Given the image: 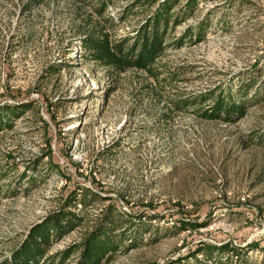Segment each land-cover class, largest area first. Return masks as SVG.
<instances>
[{"label":"rangeland","instance_id":"1","mask_svg":"<svg viewBox=\"0 0 264 264\" xmlns=\"http://www.w3.org/2000/svg\"><path fill=\"white\" fill-rule=\"evenodd\" d=\"M153 3L0 0V106H29L0 132V264L76 185L103 197L49 254L79 242L113 202L157 215L144 241L106 264H166L202 240L244 248L227 264H264V0H199L192 16L171 20L169 37L201 22L206 33L165 49L158 79L90 58L83 36L105 28L114 41L132 39ZM251 78L257 93L242 116L208 119L201 103L175 104ZM182 219L202 225L179 230Z\"/></svg>","mask_w":264,"mask_h":264},{"label":"trees","instance_id":"2","mask_svg":"<svg viewBox=\"0 0 264 264\" xmlns=\"http://www.w3.org/2000/svg\"><path fill=\"white\" fill-rule=\"evenodd\" d=\"M157 1L158 6L146 17L139 32L132 36V39L125 37L114 41L105 28L93 30L83 36L82 45L90 58L111 69L114 74L134 67L146 70L158 79L160 71L157 63L165 49L169 46L182 47L188 40L197 43L204 39L205 22H201L197 30L193 26L188 27L179 37L168 36L171 20L177 24L185 21L194 14L199 0H187L184 6L178 9L175 8L183 0H151L153 4ZM112 21L114 23V20ZM255 85L256 80L251 78L239 82L235 89L220 86L213 95L208 92L193 96L194 98L182 97L175 104L179 109H187L201 103L196 109L200 110L202 116L208 119H231L234 115L242 116L250 106L249 99L255 97L257 93ZM209 100H212V104L201 108ZM27 109L29 106L23 103L17 105L6 103L0 106V132L12 127L13 122ZM2 189L0 183V193ZM102 197L88 186H73L67 191L62 204L42 221L34 224L22 243L13 251L11 258H7L1 264H64L63 261L75 253H79L77 264H106L123 246L137 247L144 241V233L157 214L146 216L147 214L142 213L134 216L136 214L127 213L120 205L112 202L102 209L94 225L79 242L73 243L59 254H49L50 248L58 240L87 223L88 218L82 213V209ZM196 223L198 222H187L182 219L177 225L179 230L202 225ZM252 247H260V243H250L247 249ZM241 250L244 248L236 247L232 242L218 244L202 240L179 257L167 260L166 264H210L206 259L214 261L215 264H227L233 255L238 256ZM215 253L218 256H213ZM200 254L206 258H200Z\"/></svg>","mask_w":264,"mask_h":264}]
</instances>
